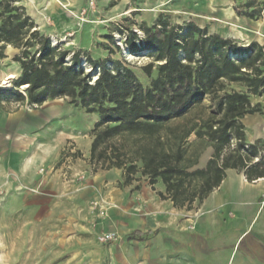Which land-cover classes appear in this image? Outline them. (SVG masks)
I'll return each mask as SVG.
<instances>
[{
	"label": "trees",
	"instance_id": "1",
	"mask_svg": "<svg viewBox=\"0 0 264 264\" xmlns=\"http://www.w3.org/2000/svg\"><path fill=\"white\" fill-rule=\"evenodd\" d=\"M2 4L0 0V9ZM243 8L251 9V4ZM235 13L250 20L259 17L255 10L240 13L236 8ZM139 30L141 38L132 31L117 32L125 36L123 50L129 55L153 59L139 69L146 84L119 61L86 55L83 63L96 72L92 79L83 71L79 52L70 56L53 46L29 16L15 10L0 20V60L5 58V46L16 43L18 53L12 62L19 73L9 88H0V98L30 107L65 99L96 115L91 156L104 157L109 166L125 158L124 153H115L112 141L126 135L135 138L133 143L139 145L135 161L142 165V174L150 184L160 179L176 208L189 209L193 202L203 201L220 185L226 169L242 173L249 183L264 179V140L247 142L242 124L246 116L264 118L260 104H251V98L264 101V46L250 43L241 48L193 23L171 25L162 16ZM203 101L208 103L206 119L187 118ZM191 135L208 142L212 154L203 168L189 171L181 163ZM134 169L133 165L125 169L127 177ZM139 235L133 232L131 237Z\"/></svg>",
	"mask_w": 264,
	"mask_h": 264
},
{
	"label": "rangeland",
	"instance_id": "2",
	"mask_svg": "<svg viewBox=\"0 0 264 264\" xmlns=\"http://www.w3.org/2000/svg\"><path fill=\"white\" fill-rule=\"evenodd\" d=\"M57 1L60 5L56 0H3L0 20L12 16L15 10L23 12L53 46L68 51L70 56L79 52L83 71L92 79L96 72L83 63L86 55L93 60L119 61L123 66L133 68L146 84L139 69L153 59L132 57L119 46L122 35L117 30L126 34L139 30L142 25L134 15L131 14L132 18L124 15L114 24L103 25L96 15L95 0ZM119 1L110 0L108 7ZM247 2L251 9L243 8ZM133 3L130 1L127 5ZM185 4L182 0L176 3L187 9ZM236 6L240 13L255 10L259 13L257 20L261 19L264 24V0H241ZM32 9L37 19L32 18ZM164 18L173 24L170 17ZM250 43L258 44L251 39L238 41L237 46L243 48ZM17 53L16 43L5 46V58L0 60V83L18 70V65L12 62ZM9 87L10 83L0 86ZM232 87L239 89L235 85ZM203 102L207 106V101ZM251 104H260L264 113L262 98H251ZM204 105L192 108L187 118L194 122L206 119ZM96 122V115L72 107L65 99L47 100L30 107L10 98H0V251L4 254L17 251L7 248L6 244L12 246L18 240L15 233L18 227L46 224L62 226V248H49L42 264H125L127 257L133 259L142 249L149 256L156 239L162 238L166 242L167 232L149 237L143 243L126 242V237L137 221H144V228L152 227L151 222L157 218V202L162 215L166 216V206L178 212V218L173 220L175 223H169L170 226L188 220L192 229L202 201L193 202L189 209L176 208L160 179L150 184L149 178L142 174V165L135 161V152L139 148L133 143L135 138L126 135L112 141L115 153L125 154V158L119 159L121 161L116 162L113 158V162L122 163L121 166H109V162L97 154L92 158ZM246 131V140L250 142L253 136ZM161 136L165 140L164 133ZM195 138L191 135L187 139L181 163L189 171L203 168L209 160L206 159L209 145L193 143ZM139 142L147 146V143ZM130 165L135 171L127 177L125 169ZM163 224L166 226V222ZM103 234H111L112 240L101 242Z\"/></svg>",
	"mask_w": 264,
	"mask_h": 264
},
{
	"label": "crops",
	"instance_id": "3",
	"mask_svg": "<svg viewBox=\"0 0 264 264\" xmlns=\"http://www.w3.org/2000/svg\"><path fill=\"white\" fill-rule=\"evenodd\" d=\"M95 1L96 15L103 25L114 24L124 15L132 18V14L138 23L150 27L162 16L170 17L173 20L171 25L190 22L199 29H206L209 35L235 42L254 39L260 46L264 45L263 21L236 15V4L241 0H182L187 9L176 5L179 0H120L113 7H108L110 0ZM130 1L135 3L127 5ZM30 13L33 19H37L33 9ZM18 73L19 68L15 75ZM202 103L194 107L204 105ZM242 124L253 136L249 143L264 139L263 117L246 116ZM197 141L209 145L206 159H210V144L196 138L193 143ZM157 206L158 202L157 218L151 222L152 227L144 228L142 220L135 222L126 242L143 243L149 237L167 232L166 242L162 238L156 239L149 256L142 249L133 259L127 257L125 264H264V179L249 183L242 173L226 169L220 185L201 202L199 217L192 229L188 220L170 226L178 218V212L166 206L165 216L159 213ZM62 232L60 225L18 227L15 231L18 240L12 246L6 244L7 248L17 251L5 254L0 251V264L44 263L49 248H62ZM133 232L141 235L131 237Z\"/></svg>",
	"mask_w": 264,
	"mask_h": 264
},
{
	"label": "built area",
	"instance_id": "4",
	"mask_svg": "<svg viewBox=\"0 0 264 264\" xmlns=\"http://www.w3.org/2000/svg\"><path fill=\"white\" fill-rule=\"evenodd\" d=\"M91 4H92V2H91ZM133 32H134L139 38L142 37V33L140 32V30H134ZM119 39H120L119 46L121 47V50L123 51V42H124V40H125V36L122 35V36L119 37ZM110 240H112V236H111V234H103V235L100 236V241H101V242H108V241H110Z\"/></svg>",
	"mask_w": 264,
	"mask_h": 264
},
{
	"label": "bare ground",
	"instance_id": "5",
	"mask_svg": "<svg viewBox=\"0 0 264 264\" xmlns=\"http://www.w3.org/2000/svg\"><path fill=\"white\" fill-rule=\"evenodd\" d=\"M57 2V0H56ZM126 53V52H125ZM133 57V56H132ZM15 78L14 74H8L0 83V86H6L11 79ZM23 90V88H21Z\"/></svg>",
	"mask_w": 264,
	"mask_h": 264
}]
</instances>
